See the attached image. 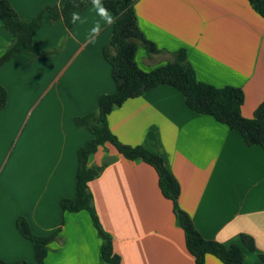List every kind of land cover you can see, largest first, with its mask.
Returning <instances> with one entry per match:
<instances>
[{"label":"crops","instance_id":"0c3cea01","mask_svg":"<svg viewBox=\"0 0 264 264\" xmlns=\"http://www.w3.org/2000/svg\"><path fill=\"white\" fill-rule=\"evenodd\" d=\"M9 1L23 18L63 2ZM134 10L139 29L158 48L148 54L139 45V67L150 70L184 48L199 81L240 87L242 115H253L264 101V17L248 0H135ZM112 21L113 14L95 3L76 12L69 30L62 20L45 18L34 33L35 51L57 48L41 56L45 72L56 69L47 73L45 95H50V106L57 99L65 106L60 120H30V160L24 157L21 166L19 142L28 147L20 118L28 105L20 99L26 94L21 83L30 84V53H18L0 67V85L7 92L0 108V258L8 263L35 264L32 243L16 227L22 215L38 235L59 229L45 264H106L89 213L63 211L60 200L74 195L77 150L91 137L74 118L96 112L97 97L115 90L102 53ZM13 40L0 22V54ZM67 104L71 119H65ZM107 124L121 142L143 145L163 158L179 183L180 207L204 238L230 244L240 234L249 235L256 249L245 251V261L259 263L258 254L264 253V148L210 115L190 110L182 93L168 85L115 107ZM105 160L109 163L89 189L118 264H193L155 169L140 159H125L109 143L99 146L88 163L98 166ZM205 264L223 263L206 255Z\"/></svg>","mask_w":264,"mask_h":264},{"label":"trees","instance_id":"16d2710c","mask_svg":"<svg viewBox=\"0 0 264 264\" xmlns=\"http://www.w3.org/2000/svg\"><path fill=\"white\" fill-rule=\"evenodd\" d=\"M135 0H63L60 5H47L32 18L21 17L9 0H0V22L13 36V42L0 54V67L18 53L51 54L57 48L37 52L33 48L34 33L40 29L43 20H62L69 30L76 12L100 3L113 14L112 31L102 53L111 66V76L115 84L112 93H102L97 97V111L76 116L75 124L87 129L91 137L77 150V170L75 191L72 197L62 198L63 211L89 213L92 224L100 237V255L106 264H118L119 255L114 251L111 235L102 227L93 205L89 182L97 177L109 163L90 166L89 157L99 146L109 143L128 160L140 159L151 165L158 176L162 194L172 201L177 224L184 231L185 246L192 255L193 264H205L206 255H212L223 264H249L245 261V251L254 252L253 238L240 234L237 242L224 244L206 239L194 226L190 216L180 207L178 198L180 186L177 179L166 167L163 158L143 145H129L118 140L107 124L109 113L130 98H135L158 85H168L179 90L187 107L199 114H206L216 121L235 129L246 142L264 148V101L259 103L251 117H244L241 108L244 92L240 87L225 85L221 87L199 81L189 63L184 48L172 52V59L150 70H144L136 62L135 55L139 45L148 54L158 51L156 45L147 39L139 29L134 10ZM251 7L264 17V0H248ZM7 100L6 89L0 85V108ZM20 234L32 243L35 264H45L49 244L54 241L59 229L45 235H38L28 219L20 215L16 219ZM259 263L264 264V253L258 254ZM0 264H29L25 260L8 263L0 258Z\"/></svg>","mask_w":264,"mask_h":264},{"label":"rangeland","instance_id":"374dc122","mask_svg":"<svg viewBox=\"0 0 264 264\" xmlns=\"http://www.w3.org/2000/svg\"><path fill=\"white\" fill-rule=\"evenodd\" d=\"M53 54V53H52ZM42 54L30 53V84L26 81V84L21 83L22 86L26 87V94L20 99L23 100L27 107L22 110L20 118H24L23 125L26 123L24 131V141L27 144L26 150L23 144L19 142L18 146V164L22 165V160L24 157L30 160V120L33 118H45V119H57L60 120L62 115V102L57 98L56 102L50 106L48 99L50 95H45L46 88L48 86L47 73L50 75L56 72V69H50L45 72L44 70V59ZM20 88V87H19ZM65 106V104H63ZM69 104L66 106V116L65 119H71L70 113H68ZM29 169H30V165Z\"/></svg>","mask_w":264,"mask_h":264}]
</instances>
